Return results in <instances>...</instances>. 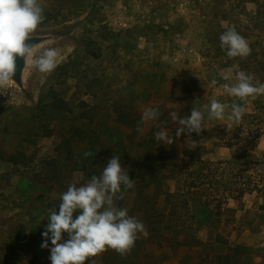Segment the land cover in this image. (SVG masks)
Instances as JSON below:
<instances>
[{
	"label": "rangeland",
	"instance_id": "obj_1",
	"mask_svg": "<svg viewBox=\"0 0 264 264\" xmlns=\"http://www.w3.org/2000/svg\"><path fill=\"white\" fill-rule=\"evenodd\" d=\"M39 3L52 18L33 34L47 37L34 47L36 55L46 48H59L61 65L78 52L77 64L68 65L70 76L60 78L66 80L62 87L72 101L78 103L84 98L96 106L95 119L99 123L85 128L83 125L75 134L73 145L79 163L72 164L60 144V136H33L37 124L30 110L56 83L50 79L53 71L40 72L32 66L30 57L25 62L22 83L13 80L0 88V264H51L50 240L49 248L40 247L49 210L57 208L58 212L60 195L68 185L79 186L91 175H99L113 155L120 157L130 179L135 180L132 189L122 188L124 198L115 203L126 207L129 215L146 226L148 235L141 234L133 248L134 252L140 251L141 262L232 264L234 260L238 264L242 259V264H264V192L253 191L231 199L223 207L202 210L200 206L208 195L200 190L189 194L185 181L189 175L187 167L200 165L197 156L192 159L189 153L197 150L202 154L200 158L208 162L229 158V142L240 139L244 141L241 163L245 182L264 185V95L240 101L228 96L222 87L235 81V70L229 71L235 64L264 83V0ZM210 23L216 40L222 34L220 29L239 25L240 34L245 38L248 34L251 54L244 58L217 55L216 45L208 40ZM99 50L101 56L95 57L94 52ZM225 76L229 79H223ZM213 79L216 84H212ZM191 96L196 98L191 101L197 105L210 104L215 98L229 107L223 120L206 118L205 128L199 134L176 138L178 125L170 121L169 113ZM234 100L246 108L239 124L228 119ZM116 101L129 110L137 124L119 122L114 112ZM149 107L158 109L160 120L168 122L165 127L172 144L154 139L160 128L154 130L153 121L139 123ZM138 126L142 133L137 131ZM189 135L195 144L187 141ZM85 152L92 155L85 157ZM15 153H19V162L1 158ZM84 161L86 168H79ZM186 197L192 201V210L198 209L199 222L192 218L193 211L186 214L185 209L179 208L175 213L171 207L172 201L181 202ZM180 213L185 220V226L180 228L184 233L195 232L197 242L176 245L163 237H152V221H161L162 234L167 237L171 234L168 221ZM21 230L26 235L24 240L18 236ZM64 238L67 239V233ZM237 245L244 249H232ZM105 253L93 257L94 264H104ZM220 255L232 259L224 262L218 258Z\"/></svg>",
	"mask_w": 264,
	"mask_h": 264
},
{
	"label": "clouds",
	"instance_id": "obj_2",
	"mask_svg": "<svg viewBox=\"0 0 264 264\" xmlns=\"http://www.w3.org/2000/svg\"><path fill=\"white\" fill-rule=\"evenodd\" d=\"M44 9L39 0H0V88L6 87L17 71V59H31L32 66L42 73H51L58 65L61 56L59 48H46L37 56L34 45L30 43L33 34L44 21ZM221 48L226 49L229 58L247 57L252 49L248 40L235 27H229L220 36ZM235 81L222 85L224 92L240 101L264 95V83L255 80L252 74L232 65ZM227 80L229 77L225 76ZM255 80V82H254ZM215 79L212 84H216ZM229 106L217 99L202 107H192L190 116L180 118L173 111L170 119L177 124L175 137L182 134H199L205 127L204 121L223 120ZM228 119L239 124L246 108L235 100L230 105ZM161 113L156 108H146L140 124L160 120ZM167 121L160 120L159 131L154 133L156 141L172 144L173 139L165 127ZM163 125V127H160ZM138 132H143L137 127ZM187 141L195 144L190 135ZM85 157L92 155L84 153ZM84 179V174H80ZM135 180L121 164L119 156L113 155L99 175L93 174L80 184L70 183L67 191L61 193L60 204L49 210L48 224L42 233L41 248H49L51 264H86L91 258L109 249L120 255L128 254L135 246L139 236H147L145 224L137 217L129 215L126 207H118L116 200L124 198L123 189H132ZM67 233V239L64 234ZM94 264V262H93Z\"/></svg>",
	"mask_w": 264,
	"mask_h": 264
},
{
	"label": "trees",
	"instance_id": "obj_3",
	"mask_svg": "<svg viewBox=\"0 0 264 264\" xmlns=\"http://www.w3.org/2000/svg\"><path fill=\"white\" fill-rule=\"evenodd\" d=\"M247 1L248 0H246V2ZM44 16L45 19L41 25H44V23L48 22L52 18V15L49 11L45 12ZM212 27L213 26L210 23L207 28L209 42L216 45L217 55H227L226 49H222L220 46V40L218 39V41L214 39L215 37H213V30L211 29ZM229 27H235V29L240 33L239 25H229L225 30H227ZM214 30H216V27L214 28ZM222 30L223 29H220L219 34L225 31ZM247 36L248 34L246 33V38ZM100 52L101 50H99L98 52H94V56L100 57ZM79 59L80 56L76 51L73 56L70 57L68 62L58 65L55 68L50 79H54L56 83L52 84L47 89V91L43 93L33 110H30V114L37 124L36 128L34 129L33 136H60L62 138L60 144L63 145L64 149L67 152V158L72 162V164H76L78 162L77 154H75L74 152L75 150L73 145V138L75 134H79L80 129L83 125L85 128L89 124L99 123V121L95 119L97 115L96 106L91 105L88 101L84 100V98H80L78 100V103L75 99L74 101H72L71 98H69V93L67 92V90L63 89L62 87V84L65 83L66 80H62L60 78L65 76V78L67 79L70 76L71 72L68 65H76ZM94 82L95 81H93L92 83ZM93 86H95V84H93ZM151 88H154L153 85L151 86ZM194 99L196 98L192 96L189 97V99H187L184 103H181L174 107L173 110L177 111V114L180 118L190 116L192 107H202V105H197L195 102L191 101ZM113 105L114 112L118 115V118H120L119 122L125 125L137 124L136 119L131 116V113L129 114V110L124 109V106L121 105L118 101L114 102ZM246 116H248V114H246ZM158 124H160V120L153 121L154 130L158 129ZM228 147L232 151V154L229 158H221L216 161L210 162L204 160L203 158H200V155L202 157V154L197 150L193 153H189L190 158L192 159L197 156L196 160L200 161V165L198 167H195L193 165L187 167L189 175L187 174L185 181H188L187 188L189 194H191L192 190H200L208 195L200 206L202 210H204V208L209 209L212 206L223 207L224 205L228 204L231 199L242 198L246 193H251L253 191L264 192V185L263 187H260V185L255 183V185L251 186L248 180L245 182V171L241 163L244 153V141H241L240 139L236 142L230 141ZM18 155L19 153H15L9 157L1 155V158L16 163L19 162ZM23 155H25V153H23ZM70 155L72 157H70ZM64 159L65 158H63V160ZM85 162L86 161H84V166H81L79 168L85 169ZM190 201L191 200H189V198L187 197L181 202H179V200L172 201L171 207H173L175 213L178 212L177 210L179 208L185 209L186 214L190 211H193L192 218L199 222L201 220V215L200 213L197 214V208H193L192 210ZM160 212H164V210ZM181 218V213L178 214V216L174 215L172 216V218H170L167 228L171 231V234L167 237L162 234L163 227L161 225V221H152V237L154 239L163 237V239L167 242L174 243L176 245H187L191 244V242H197L198 239L195 232L184 233V229L182 227L180 228V225L185 226V220H182ZM18 236L21 240H24L26 238V235L22 230L18 232ZM217 236V238L220 240V234ZM222 242L228 244L227 239H223ZM232 249L239 252L244 248L241 245H237L235 247H232ZM139 253V250L134 252L132 249L128 254L120 255L117 252L109 249L105 253L104 264H145L144 262L140 261L141 259L139 258ZM218 258H222L224 262H227L229 260L231 261L232 259L228 255H222ZM241 261L242 259H239L238 264H242ZM86 264H93V258L87 261ZM232 264H237V261L234 262L233 260Z\"/></svg>",
	"mask_w": 264,
	"mask_h": 264
},
{
	"label": "water",
	"instance_id": "obj_4",
	"mask_svg": "<svg viewBox=\"0 0 264 264\" xmlns=\"http://www.w3.org/2000/svg\"><path fill=\"white\" fill-rule=\"evenodd\" d=\"M46 39H47L46 36H33L30 43L33 44L35 47L38 43L43 42ZM25 62H26V60H23L22 58L17 59V71H16V74L14 75L13 79L18 84L22 83V73H23V69L25 66Z\"/></svg>",
	"mask_w": 264,
	"mask_h": 264
},
{
	"label": "crops",
	"instance_id": "obj_5",
	"mask_svg": "<svg viewBox=\"0 0 264 264\" xmlns=\"http://www.w3.org/2000/svg\"><path fill=\"white\" fill-rule=\"evenodd\" d=\"M247 194V193H246Z\"/></svg>",
	"mask_w": 264,
	"mask_h": 264
}]
</instances>
